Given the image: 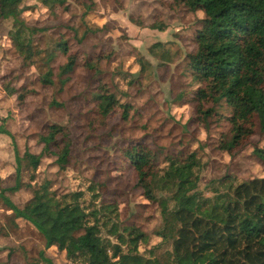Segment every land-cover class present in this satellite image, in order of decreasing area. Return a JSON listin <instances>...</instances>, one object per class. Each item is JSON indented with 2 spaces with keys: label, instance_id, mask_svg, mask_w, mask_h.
Here are the masks:
<instances>
[{
  "label": "rangeland",
  "instance_id": "1",
  "mask_svg": "<svg viewBox=\"0 0 264 264\" xmlns=\"http://www.w3.org/2000/svg\"><path fill=\"white\" fill-rule=\"evenodd\" d=\"M170 4L172 0H62L49 6L40 0H19L20 17L27 25L42 28L32 36L35 47L51 52L48 63L41 52L28 66L7 38V30L15 24L10 17H0V124L14 137L19 153L24 148L38 153L42 147L39 137L51 123L63 125L70 139L64 168H58L51 147L41 155L30 185L4 192L12 202L27 201L46 179L51 199L59 201L63 193L81 190V204L86 206L91 199L86 188L92 186L98 196L96 206L105 203L116 208L100 213L101 236L119 243L116 236H125L121 228L134 226L145 235L137 251L147 256L162 250L154 233L160 216L156 203L144 197L132 167L121 155L127 141L139 140L156 148L161 153L160 167L164 166L163 152L195 151L197 187L204 196L212 194L215 179L220 177L236 184L264 175L262 164L251 153L253 147L264 148V134L245 137L229 153L223 119L212 114L205 130L194 118L188 103L194 85L182 71V58L195 47L192 30L202 11L187 12L179 5L173 9ZM138 19L140 26L134 23ZM151 23L161 24L163 30L149 29ZM61 38L76 61L59 86L57 67L65 58L54 44ZM155 42L159 45L151 48ZM96 56L100 73L94 77L83 62ZM138 56L149 62V70L139 72ZM47 66L52 72L51 85L41 84L38 78ZM96 80L104 83L116 101L129 104L128 110L116 107L100 121L93 97ZM51 100L59 104L51 105ZM13 167L11 138L0 134V188L13 184ZM112 227L116 235L109 233ZM80 232L71 233L78 236ZM41 250L52 264H80L66 259L54 240L44 247L42 235L0 199V264H45L40 261Z\"/></svg>",
  "mask_w": 264,
  "mask_h": 264
},
{
  "label": "trees",
  "instance_id": "2",
  "mask_svg": "<svg viewBox=\"0 0 264 264\" xmlns=\"http://www.w3.org/2000/svg\"><path fill=\"white\" fill-rule=\"evenodd\" d=\"M40 2L50 6L62 0ZM18 5L19 0H0V17H10L15 24L6 32L13 51L24 66L34 62L41 52L48 63L51 52L37 49L32 38L42 28L27 25L19 15ZM177 5L187 12L202 11L192 30L195 47L182 58V71L194 85L187 96L188 103L205 130L212 114L223 119L227 125L225 149L233 153L245 137L264 134V0H172L170 7L174 9ZM134 23L142 25L139 19ZM147 27L163 30L158 23ZM157 45L159 42L151 48ZM54 48L65 58L56 73L62 86L76 56L63 38ZM98 61L96 56L83 62L94 77L100 73ZM137 62L141 73L151 68L142 56L137 57ZM38 78L41 84H53L50 67ZM96 81L93 97L100 121L116 107L128 110L129 104L116 101L104 83ZM50 104L59 103L51 100ZM0 134L11 138L14 161L13 184L0 188V199L11 213L26 220L42 235L44 247L54 240L68 260H78L80 264H264V175L236 184L220 177L215 179L212 194L204 196L197 187L199 161L195 151L163 152L164 166L160 167L161 153L156 148L139 140L127 141L121 155L132 167L144 197L156 203L160 216L154 233L162 250L145 256L137 251L138 242L145 235L134 226L121 228L125 236H116L119 243L101 236L100 213L115 212L116 208L105 203L96 206L98 196L92 186L86 188L91 193L86 206L81 204V190L63 193L59 201L51 199L46 179L23 203H14L4 195L6 190L15 191L34 181L40 157L51 147L55 148L58 168H64L70 139L63 125L47 126L46 133L39 137L42 147L38 153L28 148L19 153L14 137L1 124ZM251 153L264 171V148L253 147ZM220 186L224 188L220 190ZM73 230L81 232L73 236ZM109 233L116 235L117 231L112 227ZM39 257L45 264H52L43 250L39 251Z\"/></svg>",
  "mask_w": 264,
  "mask_h": 264
}]
</instances>
